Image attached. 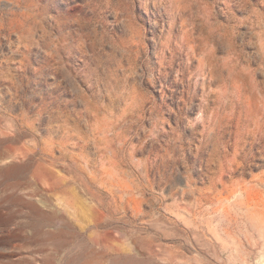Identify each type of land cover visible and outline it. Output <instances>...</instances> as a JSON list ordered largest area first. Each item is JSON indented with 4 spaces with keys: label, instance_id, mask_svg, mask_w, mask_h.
Masks as SVG:
<instances>
[{
    "label": "rangeland",
    "instance_id": "1",
    "mask_svg": "<svg viewBox=\"0 0 264 264\" xmlns=\"http://www.w3.org/2000/svg\"><path fill=\"white\" fill-rule=\"evenodd\" d=\"M115 263L264 264V0H0V264Z\"/></svg>",
    "mask_w": 264,
    "mask_h": 264
},
{
    "label": "bare ground",
    "instance_id": "2",
    "mask_svg": "<svg viewBox=\"0 0 264 264\" xmlns=\"http://www.w3.org/2000/svg\"><path fill=\"white\" fill-rule=\"evenodd\" d=\"M8 168H10V167H8ZM10 170V169H9ZM7 174H8V169H7V172H6ZM34 205V204H33ZM115 264H120V263H115Z\"/></svg>",
    "mask_w": 264,
    "mask_h": 264
}]
</instances>
